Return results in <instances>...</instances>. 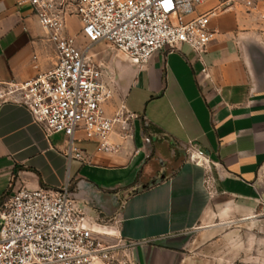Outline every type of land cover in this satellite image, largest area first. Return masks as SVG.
<instances>
[{"label": "crops", "instance_id": "0c3cea01", "mask_svg": "<svg viewBox=\"0 0 264 264\" xmlns=\"http://www.w3.org/2000/svg\"><path fill=\"white\" fill-rule=\"evenodd\" d=\"M218 3L207 0L199 11ZM79 21L68 18L67 31L87 48ZM210 25L215 33L202 58L183 44L138 65L104 41L91 45L88 54L122 92L106 104L107 114L124 104L137 117L129 136L120 126L113 132L114 153L78 131L80 160L70 157L68 136L48 135L7 93L52 69L57 52L30 4L0 0V200L22 187L70 183L109 241L141 242L138 264H254L219 248L228 225L258 223L264 204V14L235 1ZM190 142L216 164L213 194L206 170L187 160Z\"/></svg>", "mask_w": 264, "mask_h": 264}, {"label": "built area", "instance_id": "2783aa9c", "mask_svg": "<svg viewBox=\"0 0 264 264\" xmlns=\"http://www.w3.org/2000/svg\"><path fill=\"white\" fill-rule=\"evenodd\" d=\"M30 4L55 43L56 65L8 90L11 99L28 108L48 135L63 133L70 140V157L84 160L74 145L76 133L97 143V149L114 153L111 136L120 126L124 136L132 132L137 115L124 104L113 115L106 104L113 99V80L106 68L88 54L92 44H111L132 62L147 63L158 50H179L189 45L202 58L215 31L212 16L235 1L249 9L253 0H219L205 12L207 0H75L74 12L63 0H14ZM70 11V12H69ZM74 13L82 27L79 34L88 43L81 48L77 35L67 31ZM187 160L206 170L205 185L215 193L216 164L193 143L184 145ZM78 187H22L6 192L0 200V264H138L134 250L138 240L98 230L77 200Z\"/></svg>", "mask_w": 264, "mask_h": 264}, {"label": "rangeland", "instance_id": "374dc122", "mask_svg": "<svg viewBox=\"0 0 264 264\" xmlns=\"http://www.w3.org/2000/svg\"><path fill=\"white\" fill-rule=\"evenodd\" d=\"M66 1L65 7L74 12L75 0H63ZM254 6L250 8V11L264 14V0H253ZM70 12V11H69ZM76 14L72 13L70 17ZM80 22V21H79ZM105 43V49L113 51L118 50L109 43ZM86 48V45L85 47ZM122 97L121 89L115 91L113 98ZM264 175V166L262 169ZM261 216L258 223H247V220L237 221L228 225L227 232L229 237L227 240L221 242L219 251L223 254H232L234 256L241 257L243 261L254 264H264V204L260 210ZM251 220V219H250ZM255 220V218H254ZM249 221V220H248ZM213 222V221H212ZM223 236L225 235L222 234ZM222 236V237H223Z\"/></svg>", "mask_w": 264, "mask_h": 264}]
</instances>
